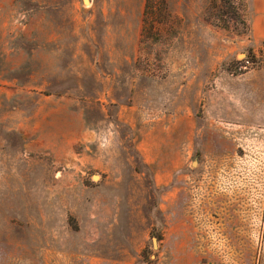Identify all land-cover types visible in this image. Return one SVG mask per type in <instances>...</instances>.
<instances>
[{"label": "rangeland", "instance_id": "rangeland-1", "mask_svg": "<svg viewBox=\"0 0 264 264\" xmlns=\"http://www.w3.org/2000/svg\"><path fill=\"white\" fill-rule=\"evenodd\" d=\"M263 13L0 0V264H264Z\"/></svg>", "mask_w": 264, "mask_h": 264}, {"label": "crops", "instance_id": "crops-1", "mask_svg": "<svg viewBox=\"0 0 264 264\" xmlns=\"http://www.w3.org/2000/svg\"><path fill=\"white\" fill-rule=\"evenodd\" d=\"M88 1V0H86ZM262 33V38H260V34H258V32ZM252 34L255 40V43H260L264 41V13L259 15V18L256 17L255 19L252 20ZM259 35V36H258ZM259 77V76H264V66L260 67L259 69H253L249 72H244L241 73L240 76H238V79H249L251 77ZM221 80V78H220ZM118 260V261H117ZM114 260L113 262L116 264H129V263H125V262H121L119 259ZM113 264V263H112Z\"/></svg>", "mask_w": 264, "mask_h": 264}, {"label": "built area", "instance_id": "built-area-1", "mask_svg": "<svg viewBox=\"0 0 264 264\" xmlns=\"http://www.w3.org/2000/svg\"><path fill=\"white\" fill-rule=\"evenodd\" d=\"M245 62V65L242 67L241 70H245V69H248L250 66L253 65L252 61H249V60H244Z\"/></svg>", "mask_w": 264, "mask_h": 264}, {"label": "trees", "instance_id": "trees-1", "mask_svg": "<svg viewBox=\"0 0 264 264\" xmlns=\"http://www.w3.org/2000/svg\"><path fill=\"white\" fill-rule=\"evenodd\" d=\"M152 1H155V0H148V4L151 3ZM158 2L161 3L163 7H166V0H158Z\"/></svg>", "mask_w": 264, "mask_h": 264}]
</instances>
